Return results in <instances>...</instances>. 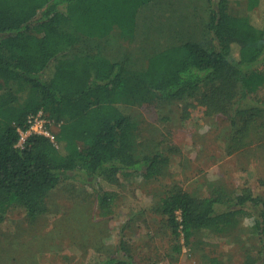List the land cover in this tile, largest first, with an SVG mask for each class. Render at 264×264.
I'll use <instances>...</instances> for the list:
<instances>
[{
    "label": "trees",
    "instance_id": "16d2710c",
    "mask_svg": "<svg viewBox=\"0 0 264 264\" xmlns=\"http://www.w3.org/2000/svg\"><path fill=\"white\" fill-rule=\"evenodd\" d=\"M208 1L213 48L185 43L160 49L129 82L124 64L79 45L115 32L133 37L140 10L154 0H0V223L8 210L23 209L34 225L47 213V198L77 172L95 187L102 210L113 200L102 183L162 173L167 159L140 154L142 121L121 101L126 94L131 99L146 91L181 101L183 122L195 112L228 117L232 153L264 148V0ZM234 2L246 4L244 15L229 12ZM24 93L28 100L21 103ZM41 111L59 126L55 143L32 136L17 149L18 129L26 131L28 117ZM260 186L258 195L219 188L208 198L174 188L155 211L186 242L250 216L263 245L244 264H264V180ZM93 264L139 263L121 235L116 249ZM208 264L226 263L211 257Z\"/></svg>",
    "mask_w": 264,
    "mask_h": 264
},
{
    "label": "rangeland",
    "instance_id": "374dc122",
    "mask_svg": "<svg viewBox=\"0 0 264 264\" xmlns=\"http://www.w3.org/2000/svg\"><path fill=\"white\" fill-rule=\"evenodd\" d=\"M212 9L208 0H154L140 10L133 37L115 32L103 40L84 38L79 48L124 64L130 82L160 49L192 43L211 50ZM229 12L242 16L246 4L231 3ZM20 96L21 103L28 100V94ZM130 97L123 95L121 101L142 121L140 154L167 159L162 173L153 180L135 173L118 184L102 183L113 195L108 210L101 209L95 187L80 172L47 198V213L34 225L23 209L8 210L0 223V264H93L116 249L121 235L139 264H208L211 257L244 264L261 250L250 216L230 230H204L186 242L172 235L165 217L155 210L174 188L196 198H208L219 188L234 195L248 190L261 194L264 148L229 151L228 117L202 118L195 112L183 122L181 101L165 102L146 91ZM58 128L54 126V133Z\"/></svg>",
    "mask_w": 264,
    "mask_h": 264
},
{
    "label": "built area",
    "instance_id": "2783aa9c",
    "mask_svg": "<svg viewBox=\"0 0 264 264\" xmlns=\"http://www.w3.org/2000/svg\"><path fill=\"white\" fill-rule=\"evenodd\" d=\"M54 126L55 123L49 120L42 111L36 115H30L27 120V130L23 131L18 129L20 139L16 148L21 151L24 150L26 142L32 136H42L55 143L56 135L53 130Z\"/></svg>",
    "mask_w": 264,
    "mask_h": 264
}]
</instances>
